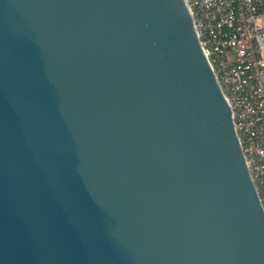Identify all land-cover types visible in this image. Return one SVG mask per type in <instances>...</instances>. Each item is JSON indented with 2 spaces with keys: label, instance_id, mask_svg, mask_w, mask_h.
<instances>
[{
  "label": "water",
  "instance_id": "1",
  "mask_svg": "<svg viewBox=\"0 0 264 264\" xmlns=\"http://www.w3.org/2000/svg\"><path fill=\"white\" fill-rule=\"evenodd\" d=\"M0 264H264L185 0H0Z\"/></svg>",
  "mask_w": 264,
  "mask_h": 264
},
{
  "label": "built area",
  "instance_id": "2",
  "mask_svg": "<svg viewBox=\"0 0 264 264\" xmlns=\"http://www.w3.org/2000/svg\"><path fill=\"white\" fill-rule=\"evenodd\" d=\"M264 213V0H185Z\"/></svg>",
  "mask_w": 264,
  "mask_h": 264
}]
</instances>
